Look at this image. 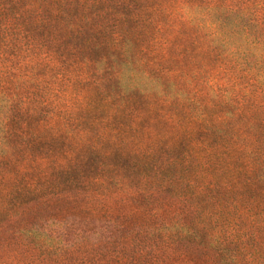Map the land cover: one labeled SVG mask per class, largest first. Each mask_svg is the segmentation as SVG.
<instances>
[{
  "label": "trees",
  "instance_id": "trees-1",
  "mask_svg": "<svg viewBox=\"0 0 264 264\" xmlns=\"http://www.w3.org/2000/svg\"><path fill=\"white\" fill-rule=\"evenodd\" d=\"M104 120L122 125L109 133L128 160L152 130L177 170L220 150L257 162L238 171L235 203L263 198L264 0H0V198L59 188L51 174L85 167L74 140ZM60 140L66 163L41 156Z\"/></svg>",
  "mask_w": 264,
  "mask_h": 264
},
{
  "label": "rangeland",
  "instance_id": "rangeland-1",
  "mask_svg": "<svg viewBox=\"0 0 264 264\" xmlns=\"http://www.w3.org/2000/svg\"><path fill=\"white\" fill-rule=\"evenodd\" d=\"M76 126L89 129L90 123ZM114 128L122 125L99 121L87 141L76 137L89 162L68 173L56 170L64 174L60 179L50 173L59 188L37 189L39 199H18V191L8 188L0 198V264H264V197L235 203L233 189L238 171L243 167L252 177L257 162L235 165V152L220 150L207 156V167L201 157L177 170L152 130L132 142L137 152L128 160L117 148L123 137H110ZM190 139L189 152L198 144ZM63 145L68 143L50 144L41 156L51 153L66 163L71 144ZM32 171L25 176L38 174ZM216 185L233 190L225 195Z\"/></svg>",
  "mask_w": 264,
  "mask_h": 264
}]
</instances>
